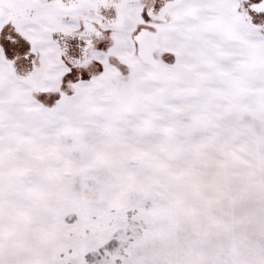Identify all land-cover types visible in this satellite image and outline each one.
Returning <instances> with one entry per match:
<instances>
[{
    "label": "snow or ice",
    "instance_id": "6c2138e0",
    "mask_svg": "<svg viewBox=\"0 0 264 264\" xmlns=\"http://www.w3.org/2000/svg\"><path fill=\"white\" fill-rule=\"evenodd\" d=\"M0 264H264V0H0Z\"/></svg>",
    "mask_w": 264,
    "mask_h": 264
}]
</instances>
